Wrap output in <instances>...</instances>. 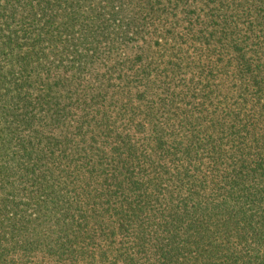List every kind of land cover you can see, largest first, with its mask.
<instances>
[{
	"label": "trees",
	"instance_id": "16d2710c",
	"mask_svg": "<svg viewBox=\"0 0 264 264\" xmlns=\"http://www.w3.org/2000/svg\"><path fill=\"white\" fill-rule=\"evenodd\" d=\"M0 264H264V0H0Z\"/></svg>",
	"mask_w": 264,
	"mask_h": 264
},
{
	"label": "rangeland",
	"instance_id": "374dc122",
	"mask_svg": "<svg viewBox=\"0 0 264 264\" xmlns=\"http://www.w3.org/2000/svg\"><path fill=\"white\" fill-rule=\"evenodd\" d=\"M51 57V56H50Z\"/></svg>",
	"mask_w": 264,
	"mask_h": 264
}]
</instances>
